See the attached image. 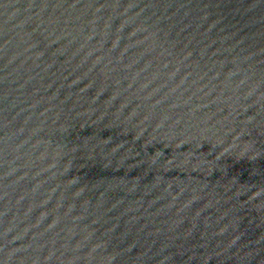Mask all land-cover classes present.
<instances>
[{"label": "water", "instance_id": "water-1", "mask_svg": "<svg viewBox=\"0 0 264 264\" xmlns=\"http://www.w3.org/2000/svg\"><path fill=\"white\" fill-rule=\"evenodd\" d=\"M0 264H264V0H0Z\"/></svg>", "mask_w": 264, "mask_h": 264}]
</instances>
